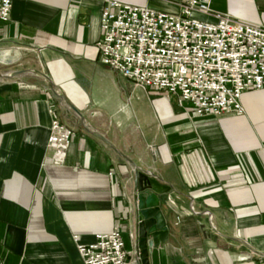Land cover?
<instances>
[{
    "label": "crops",
    "instance_id": "0c3cea01",
    "mask_svg": "<svg viewBox=\"0 0 264 264\" xmlns=\"http://www.w3.org/2000/svg\"><path fill=\"white\" fill-rule=\"evenodd\" d=\"M109 0H12L0 49L37 69L137 165L171 186L161 195L169 236L151 264L264 262V88L243 112L191 119L177 94L134 85L104 65L97 42ZM177 12L178 0H116ZM212 10L264 25V0H211ZM75 127L48 146L53 119ZM132 168L87 131L45 81L0 78V264H83L77 243L118 228L134 259ZM78 237V242L75 240Z\"/></svg>",
    "mask_w": 264,
    "mask_h": 264
},
{
    "label": "built area",
    "instance_id": "2783aa9c",
    "mask_svg": "<svg viewBox=\"0 0 264 264\" xmlns=\"http://www.w3.org/2000/svg\"><path fill=\"white\" fill-rule=\"evenodd\" d=\"M176 4L177 12H166L109 0L97 42L102 63L136 86L177 94L191 119L243 112L242 94L264 88V25L216 12L211 0ZM11 7L0 0V22ZM74 135V126L55 118L48 146L65 149ZM77 247L83 264L129 263L118 228Z\"/></svg>",
    "mask_w": 264,
    "mask_h": 264
},
{
    "label": "water",
    "instance_id": "95a60500",
    "mask_svg": "<svg viewBox=\"0 0 264 264\" xmlns=\"http://www.w3.org/2000/svg\"><path fill=\"white\" fill-rule=\"evenodd\" d=\"M20 51L16 49H0V64L11 66L21 59ZM34 75L45 81L51 91L59 97L62 105L82 123L84 128L107 143L117 151L132 168L133 185L131 191L134 217V259L137 264H151L150 255L153 249H158L167 240L169 229L167 220L161 209V195L170 191L171 186L161 180L154 171L137 165L113 143L95 129L70 102L64 90L59 87L47 74L37 69H22L4 71L0 69V78H15Z\"/></svg>",
    "mask_w": 264,
    "mask_h": 264
}]
</instances>
